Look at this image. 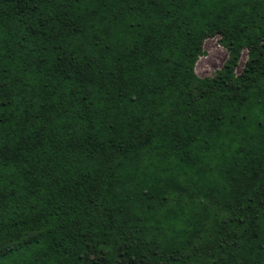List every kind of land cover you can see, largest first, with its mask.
<instances>
[{
    "label": "trees",
    "instance_id": "1",
    "mask_svg": "<svg viewBox=\"0 0 264 264\" xmlns=\"http://www.w3.org/2000/svg\"><path fill=\"white\" fill-rule=\"evenodd\" d=\"M0 264H264V0H0Z\"/></svg>",
    "mask_w": 264,
    "mask_h": 264
},
{
    "label": "rangeland",
    "instance_id": "2",
    "mask_svg": "<svg viewBox=\"0 0 264 264\" xmlns=\"http://www.w3.org/2000/svg\"><path fill=\"white\" fill-rule=\"evenodd\" d=\"M203 53L194 63V73L198 77L212 76L220 68L226 57V51L217 43V36L207 37L202 41ZM245 59V50L242 51L238 68Z\"/></svg>",
    "mask_w": 264,
    "mask_h": 264
}]
</instances>
